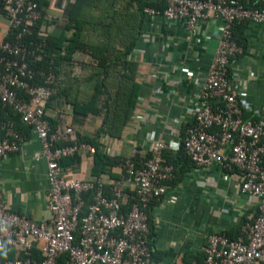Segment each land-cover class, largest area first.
<instances>
[{
    "label": "built area",
    "instance_id": "2783aa9c",
    "mask_svg": "<svg viewBox=\"0 0 264 264\" xmlns=\"http://www.w3.org/2000/svg\"><path fill=\"white\" fill-rule=\"evenodd\" d=\"M166 1L163 12L144 8L148 33L160 21L173 23L186 35L187 43L184 56L172 65V88L165 90L161 84L159 62L163 60L150 69L148 80L159 103L170 108L177 100L181 113L169 129L166 116L165 129L159 134L150 131L145 142L133 148L118 165L120 180L107 184L106 195L104 181L66 178L59 163L64 157L93 156L95 149L80 142L70 124L52 129L45 117L57 77L52 69L30 68L29 57L37 60L39 48H32L33 39L24 42L43 16L38 3L0 0V25H5L0 26V100L31 126L39 141L34 157L46 162L50 213L48 219L36 221L11 210L0 194V245L13 254L2 258L0 253V264H60L62 256L64 264H152L146 209L150 199L166 194L174 179V166L163 157V151L171 149H183L196 169L233 180L242 193L258 200L257 213L240 223L236 237L212 232L202 260L191 264H264V108L254 107L242 93L246 76L251 80L257 68L264 76V63L244 72L248 52L233 35L238 21H248L249 26L264 24V0ZM208 22L217 26V44L206 69L194 71L186 58L189 52L198 56V50L212 38ZM39 27L47 30L43 23ZM72 64V75H80L83 64L75 60ZM189 79L198 87L186 98L178 90ZM23 141L8 121H0V161L20 152ZM86 193H91L89 201Z\"/></svg>",
    "mask_w": 264,
    "mask_h": 264
},
{
    "label": "crops",
    "instance_id": "0c3cea01",
    "mask_svg": "<svg viewBox=\"0 0 264 264\" xmlns=\"http://www.w3.org/2000/svg\"><path fill=\"white\" fill-rule=\"evenodd\" d=\"M67 0H50L43 24L52 33H60L66 24L63 8ZM162 24V25H161ZM2 27L5 25L1 23ZM212 38L200 50L198 56L188 53L187 63L194 70H205L215 50L218 31L216 24L208 22ZM150 34H143L138 46L129 58L136 63L135 80L140 84L135 109L124 125L119 136L103 133L100 141L103 148H109L113 155L129 157L135 146L145 142L152 130L161 132L164 119L169 117L166 128L181 113L179 104L170 108L159 103L153 82L148 74L155 63L163 60L161 81L163 88H172L170 71L172 65L184 56L183 50L187 37L173 23L161 21ZM247 56L244 58V72L256 69L264 63V24L249 26ZM194 51V50H193ZM192 51V52H193ZM167 59V61H166ZM257 74L242 82V93L257 108H264V76L257 68ZM248 81V83H247ZM198 87L194 79H189L178 92L189 98ZM46 114L59 124H70L81 135H93L101 126L99 115H75L73 108L62 105L61 108H46ZM169 129V128H168ZM40 149L36 136L31 132L24 139L20 152L4 157L0 161V194L7 206L17 212H24L36 221L48 219L46 193L49 187L46 178V162L36 159L34 153ZM172 151H175L171 149ZM93 156H81L79 161L63 167L66 178H93ZM207 169H196L194 165L186 170L175 184L168 185L166 194L152 209L155 236L153 246L155 260L152 264H191L203 256V247L212 232H230L237 230L242 217H251L258 211V200L242 193L238 185L227 178L217 177ZM105 184L120 180L121 170L113 167L110 173L98 177ZM255 264H261L259 262Z\"/></svg>",
    "mask_w": 264,
    "mask_h": 264
},
{
    "label": "trees",
    "instance_id": "16d2710c",
    "mask_svg": "<svg viewBox=\"0 0 264 264\" xmlns=\"http://www.w3.org/2000/svg\"><path fill=\"white\" fill-rule=\"evenodd\" d=\"M34 1L38 3L43 16L37 26L31 29L32 34L24 38L26 43L33 39L36 45L32 48L35 46L39 48L38 59L33 60L32 57H29V66L35 71L52 69L56 74L57 81L46 108H61L62 105H69L73 108L75 115L101 116V126L93 135H81L76 131L80 142L89 143L95 149L92 173L98 178L101 174L110 173L113 167L118 166L127 157L107 152L103 148L100 136L103 133L119 136L135 109L141 87L135 80L136 63L129 58L143 34H150L148 33L149 21L144 8L152 7L163 12L167 1L128 0V4L122 5V18H120V15H116L118 9L115 8V3L118 0H67L63 8L66 24L57 34L49 30H39V26L45 21L50 0ZM248 27L249 22L242 20L238 21L233 29L234 39L244 47L245 51L248 49L246 35ZM5 37V39L10 38V36ZM78 53L87 55L88 62L80 61L83 63V71L80 75L74 76L71 73L72 61L76 59ZM37 82L34 81V83ZM248 115L245 114V116ZM45 117L52 129L59 124L57 120L47 114ZM0 121H8L24 139L28 138L32 132L31 126L23 123L19 114L1 100ZM185 126L186 123L182 124L181 134H183ZM62 144L55 143L54 145ZM163 157L174 166V179L169 182V185L180 180L184 172L193 165L192 160L183 149L165 150ZM79 159L80 156L74 155L62 158L59 163L63 168L67 164L79 161ZM104 188L105 194L109 195V185L105 184ZM90 194H84L88 201L91 197ZM160 199L162 197L150 199L146 209L150 226L149 247L153 260L156 257L153 246L155 231L152 209ZM243 220L245 217L240 219L234 233H219L236 237ZM8 256H13L12 252L2 255V258ZM202 258L203 256H201V260ZM59 261L60 264H64L65 256H62Z\"/></svg>",
    "mask_w": 264,
    "mask_h": 264
},
{
    "label": "rangeland",
    "instance_id": "374dc122",
    "mask_svg": "<svg viewBox=\"0 0 264 264\" xmlns=\"http://www.w3.org/2000/svg\"><path fill=\"white\" fill-rule=\"evenodd\" d=\"M125 4H128V0H118L116 1L115 3V8L116 10L118 9L116 15L119 16L120 15V18H122V14H121V10H122V7L125 5ZM123 5V6H122ZM124 16V15H123ZM76 59H74L75 61H82V62H88V56L87 55H83L81 53H78L76 54ZM87 60V61H86ZM81 63V62H80ZM83 64V63H82Z\"/></svg>",
    "mask_w": 264,
    "mask_h": 264
},
{
    "label": "clouds",
    "instance_id": "9594fccd",
    "mask_svg": "<svg viewBox=\"0 0 264 264\" xmlns=\"http://www.w3.org/2000/svg\"><path fill=\"white\" fill-rule=\"evenodd\" d=\"M0 253H2L4 255L7 254V250L2 245H0Z\"/></svg>",
    "mask_w": 264,
    "mask_h": 264
}]
</instances>
